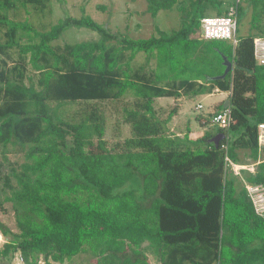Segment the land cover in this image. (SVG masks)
<instances>
[{
  "label": "trees",
  "instance_id": "16d2710c",
  "mask_svg": "<svg viewBox=\"0 0 264 264\" xmlns=\"http://www.w3.org/2000/svg\"><path fill=\"white\" fill-rule=\"evenodd\" d=\"M145 3L153 19L162 9H174L178 27L167 32L155 26L148 37L131 38L87 14L67 15L32 40L28 17L52 11L51 0H0V147L5 161L7 151L23 154L6 172L0 164V210L8 202L16 226L12 231L0 219L6 238L0 264H11L16 254L23 264H65L77 254L95 264H149L148 252L159 264H264V217L243 184L264 185V152L257 146L264 64L253 53V38L264 36V0ZM247 7L249 33L239 37ZM230 8L237 42L204 39L205 14L224 16ZM71 26L89 28L98 38L52 45ZM11 51L17 58L8 64ZM140 52L144 60L134 66ZM222 55L231 68L223 78L210 79L222 74ZM214 89L229 93L233 121L227 128L216 126L197 138L167 135L163 124L175 110L158 119L157 98ZM126 93L134 96L133 106L124 109L132 134L111 147L96 106L78 120L60 115L64 103ZM219 132L224 137L215 146L208 139ZM240 150L250 163L241 161ZM230 162L254 170L241 168L239 178Z\"/></svg>",
  "mask_w": 264,
  "mask_h": 264
},
{
  "label": "rangeland",
  "instance_id": "374dc122",
  "mask_svg": "<svg viewBox=\"0 0 264 264\" xmlns=\"http://www.w3.org/2000/svg\"><path fill=\"white\" fill-rule=\"evenodd\" d=\"M145 0H51V10H40L37 14L34 12L29 15L28 22L32 25L33 31L29 33L32 40L37 39L35 32L41 33L47 31L59 19L64 16L71 15L73 17H80L82 14H87L96 22L102 24L111 31L124 32L131 38H145L155 33V26L164 31H171L179 25V17L174 9H162L158 11L156 17L153 19L145 11ZM250 7H247L246 14L241 17L237 26V36H246L249 33ZM206 16H214V10L207 12ZM98 38L95 31L86 27H68L61 35L52 41V45H62L63 43H75L84 40H93ZM1 41V40H0ZM25 41V38L22 40ZM17 51V50H16ZM11 51V56L8 57V64H12L17 58V52ZM2 56L0 55V58ZM144 60L143 53H138L133 61V65L137 66ZM154 68V61L149 65ZM27 75L33 74L30 65L27 66ZM218 67L215 66V70ZM27 82V81H26ZM228 92H218L214 89L210 94H200L192 96L182 95L180 98L159 97L154 102V108L158 119L163 120L168 113L174 108L175 113L171 119L163 124V128L167 135L183 136L186 132L191 138L201 136L205 131H213L216 125L212 124V114L219 110L218 106L225 101ZM134 96L131 93H126L119 99H111L97 102H69L61 105V116L66 120H78L83 117L92 106L103 114L104 117V133L103 138L106 141V146L111 147L116 142H122L126 137L131 136V128L124 120V109L133 106ZM53 104V103H51ZM201 104L198 108L196 105ZM245 152V153H244ZM245 150H240L239 155L241 161L250 163V159L246 156ZM263 154V151L261 152ZM8 161L3 160L0 147V164H3L1 172H6L10 163L17 165L23 161V154L21 152L7 151ZM249 167L246 170L251 171V165L244 164ZM233 170V169H232ZM240 170V169H239ZM234 172V171H233ZM1 174V173H0ZM239 178H242V173L238 171ZM1 176V175H0ZM0 179V187H1ZM132 180L124 184L122 188H128ZM132 186L139 193L140 189L134 182ZM4 210H0V219L12 231H16L13 211L11 205L4 203ZM1 234V233H0ZM6 238L1 234L0 246ZM149 264H157L155 257L151 252H148ZM11 264H23L18 254L12 259ZM39 264H43L42 261ZM56 264V263H51ZM65 264H95V260L86 254L75 255L68 263Z\"/></svg>",
  "mask_w": 264,
  "mask_h": 264
},
{
  "label": "built area",
  "instance_id": "2783aa9c",
  "mask_svg": "<svg viewBox=\"0 0 264 264\" xmlns=\"http://www.w3.org/2000/svg\"><path fill=\"white\" fill-rule=\"evenodd\" d=\"M236 18L235 9L230 8L224 16H208L201 19V36L204 39H224L231 40L233 44L236 41ZM253 53L254 58L259 64H264V36H257L253 38ZM198 108L201 104L196 105ZM229 108L225 107L217 113H213L211 117L212 124L227 128L232 122ZM257 146L258 150L264 152V122L257 125ZM232 164L234 174H238L239 169L247 168L244 165ZM253 165H251V172H253ZM249 198L253 203L255 212L264 217V185L251 184L243 182Z\"/></svg>",
  "mask_w": 264,
  "mask_h": 264
},
{
  "label": "water",
  "instance_id": "95a60500",
  "mask_svg": "<svg viewBox=\"0 0 264 264\" xmlns=\"http://www.w3.org/2000/svg\"><path fill=\"white\" fill-rule=\"evenodd\" d=\"M222 58H223L222 64L224 65V70H223L222 74L216 75V76H210L209 77L210 79L223 78L228 73V71L230 70L231 61L228 60L227 56H225V55H222ZM226 106H227V100L224 102L223 107H226ZM223 137H224V134L219 132V133L215 134L214 136L210 137L208 140L212 141L215 144V146H217L219 140L222 139Z\"/></svg>",
  "mask_w": 264,
  "mask_h": 264
},
{
  "label": "crops",
  "instance_id": "0c3cea01",
  "mask_svg": "<svg viewBox=\"0 0 264 264\" xmlns=\"http://www.w3.org/2000/svg\"><path fill=\"white\" fill-rule=\"evenodd\" d=\"M218 92L222 93L221 91H218ZM0 235H1V234H0ZM157 264H159V263H157Z\"/></svg>",
  "mask_w": 264,
  "mask_h": 264
},
{
  "label": "bare ground",
  "instance_id": "6f19581e",
  "mask_svg": "<svg viewBox=\"0 0 264 264\" xmlns=\"http://www.w3.org/2000/svg\"><path fill=\"white\" fill-rule=\"evenodd\" d=\"M0 239H1V235H0Z\"/></svg>",
  "mask_w": 264,
  "mask_h": 264
}]
</instances>
